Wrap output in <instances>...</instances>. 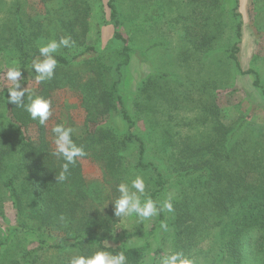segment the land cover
Wrapping results in <instances>:
<instances>
[{"label":"trees","instance_id":"1","mask_svg":"<svg viewBox=\"0 0 264 264\" xmlns=\"http://www.w3.org/2000/svg\"><path fill=\"white\" fill-rule=\"evenodd\" d=\"M47 1L45 13L34 17L23 16L20 7L2 15L5 29L0 30V64L9 67L13 62L17 63L22 70L23 86L37 96L52 99L58 91L68 89L80 97L86 113L85 133L82 138L75 134L72 138L78 145H83L87 155L78 159L75 166H70V175L64 182H57L55 177L64 161L52 155L51 129L63 122L51 124L50 117L40 125L22 108L8 104L7 88L1 90L0 201L4 203L6 198L11 201L16 224L6 225V239L0 241V248L11 242L15 235L23 234L37 244L36 250L24 253V259L28 258V261L39 251L74 252L80 249L90 255L97 249L107 248L104 238L85 229L84 220L87 218L73 221V216L78 218L77 209H69L67 205V189L83 188L82 160L85 158L98 162L104 172L118 178L127 176L132 170L151 174L154 189L149 196L158 200L165 182L160 165L149 155L152 150L149 146L154 133L166 134L169 129L150 126L149 110L152 103L167 100L172 92L166 88L167 83H162L167 75L154 73L144 78L138 87L144 95L140 114L131 112L130 97L126 94L127 73L138 54L121 31L129 30L131 25L126 21L118 0H103L106 21L113 26L110 44L114 49L108 54L97 46L98 42L90 41L91 6L86 0ZM234 17L238 21L230 59L238 75L254 77L253 85L262 91L264 97L259 74L253 70L243 71L241 67L242 22L239 14L234 13ZM62 36H71L75 44L58 49L54 54L58 66L53 79L37 83L32 62L39 57V47L53 39L58 41ZM78 65L84 66L83 72L89 74L87 80L81 77ZM4 74L6 72L0 69V76ZM208 80L200 82V101L204 103L207 118L214 119L218 111L213 95L222 83L213 80L210 84ZM210 86L213 95L207 90ZM251 119L243 118L231 127L222 126L221 122L211 125L209 133L214 136L212 141L203 145H195L184 138L176 143L171 138L158 143V149H174L170 165L178 172L177 183L181 186L172 201L173 212L165 211L156 216L154 230L165 223L167 229L175 231L176 246L185 237L187 243L194 246L201 232L215 229L220 234L212 241L217 246L213 264H264V171H261L264 167L257 163L255 172L259 171V177L255 182L249 180V165L257 160L253 158L257 153L253 148L261 145L259 141L249 145L252 137H246V134ZM74 194L85 198L82 193ZM70 211L74 213L70 214ZM86 211L85 214H93L91 208ZM0 214H3L1 206ZM66 217L71 219L69 224L74 223L71 224L72 231L63 223ZM63 231L68 233L66 237L59 243H52L53 233ZM128 240L129 236H124L118 244L109 245L108 250L114 253L123 251L128 264H146L147 246L128 245ZM161 253L160 249L157 250L154 260ZM68 259L63 264H67Z\"/></svg>","mask_w":264,"mask_h":264},{"label":"rangeland","instance_id":"2","mask_svg":"<svg viewBox=\"0 0 264 264\" xmlns=\"http://www.w3.org/2000/svg\"><path fill=\"white\" fill-rule=\"evenodd\" d=\"M0 30H4V13L22 8V15L34 17L45 13L47 0H0ZM91 6L90 41L96 43L108 54L114 49L110 44L113 36V26L108 24L104 12L103 0H86ZM126 21L130 23L129 30H121L133 47L137 58L127 73V92L130 97L129 108L135 115H139L144 105V95L138 87L144 78L154 73H165L167 77L162 83H167L168 99L163 102H154L150 111V126H160L169 129L162 133H154L153 142L149 146L151 159H155L161 167L165 187L158 196L163 201L168 194L173 200L179 193L177 183L178 172L173 169V148L168 151L158 149V143L163 139L171 138L175 143L182 140L195 145H203L212 141L214 134H210V126L221 122L222 126L231 127L238 124L243 118H252L247 134L252 137L251 143L261 142L257 146L253 158L254 163L249 165V180L256 181L259 177L255 172L261 163L264 167V97L262 91L253 85L252 75H238L235 72L234 62L230 59V50L235 43V29L239 14L242 22V37L240 42L239 60L243 71L253 70L259 74L264 86V0H118ZM3 21V22H2ZM141 59V60H140ZM7 66L0 64V69L7 71ZM84 66L78 65V71L83 80L89 74L83 72ZM5 75L0 76V92L8 82ZM210 84L217 81L220 88L213 87L218 116L208 119L204 114V103L200 101L202 94L201 81ZM222 81V82H221ZM224 83V84H223ZM226 83H228L226 85ZM10 86V85H8ZM51 124L56 121L74 128V134L82 138L85 133L86 113L81 105L80 97L73 91L63 89L52 96ZM213 104V102H212ZM211 106V105H210ZM254 108V110H253ZM2 111L0 110V115ZM215 113V112H213ZM208 122V123H205ZM3 122H0V129ZM157 128V127H156ZM262 130V132H261ZM34 132H32L33 134ZM168 133V134H167ZM248 158L247 153L245 154ZM205 156H208L205 154ZM150 159V158H149ZM249 159V158H248ZM153 160V161H155ZM260 169V168H258ZM83 188L81 190L67 189L68 207L77 210L73 221L84 220L85 229L97 232L105 243L116 245L121 238L129 236L128 245L147 246L146 264H156L155 253L172 248L183 250L186 254L195 256L199 264H213L217 255L214 238L220 234L215 229L199 234V241L194 246L187 243V239L176 246L175 231L172 228L166 231L156 226V217L139 223L135 217L119 220L114 215L113 205L110 203L119 194L116 185L121 181L128 182L136 174L145 177L146 192L150 195L154 186L152 175L149 173H136L132 170L127 176L118 178L104 172L101 164L85 158L82 160ZM264 171V169H261ZM254 173V174H252ZM82 193L85 198L74 194ZM172 200V201H173ZM3 214H0V241L6 239V225L15 226L16 217L13 204L9 199L0 201ZM81 208L92 209V213L85 214ZM87 212V211H86ZM70 214L74 212H69ZM86 215V216H85ZM72 217V216H70ZM70 217L64 218L66 227L71 226ZM72 221V222H73ZM67 232H54L52 243H59L65 238ZM206 235V236H205ZM201 236L203 238H201ZM227 237H224L227 240ZM211 247H214L213 249ZM37 249V244L23 234L0 248V264H63L67 257L74 252L62 250L39 251L28 261L24 253Z\"/></svg>","mask_w":264,"mask_h":264},{"label":"clouds","instance_id":"3","mask_svg":"<svg viewBox=\"0 0 264 264\" xmlns=\"http://www.w3.org/2000/svg\"><path fill=\"white\" fill-rule=\"evenodd\" d=\"M75 44L71 36H62L58 41L53 39L39 47V57L32 62V70L35 73L37 83L53 79L58 61L55 53L60 48H69ZM22 70L17 63L13 62L6 71L5 79L8 84L7 101L17 108L26 111L33 121L44 125L52 115V101L43 96H37L23 86ZM10 85V86H8ZM27 98V99H26ZM52 143L54 151L52 155L64 161L61 165V171L55 177L57 182H64L70 175V166H75L77 160L84 158L87 153L83 145H78L73 140L74 128L60 123L52 129ZM145 177L136 174L128 182L121 181L116 185V192L119 194L110 203L114 208V215L119 220L135 217L136 221L143 223L153 217L159 216L162 212H173V195L170 193L161 202L153 199L146 192ZM161 228L167 230L165 223ZM108 244L107 248L97 249L90 255L83 253L80 249L74 250L67 264H128V258L123 251L112 252ZM156 264H199L198 259L191 254H186L183 250L172 248L165 249L158 257Z\"/></svg>","mask_w":264,"mask_h":264}]
</instances>
